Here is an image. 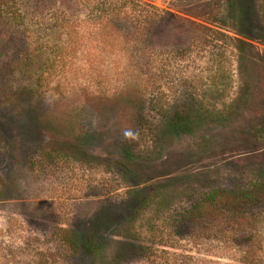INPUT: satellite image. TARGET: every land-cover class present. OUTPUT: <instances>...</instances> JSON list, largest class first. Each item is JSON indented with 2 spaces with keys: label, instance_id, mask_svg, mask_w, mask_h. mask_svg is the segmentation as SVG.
Here are the masks:
<instances>
[{
  "label": "rangeland",
  "instance_id": "374dc122",
  "mask_svg": "<svg viewBox=\"0 0 264 264\" xmlns=\"http://www.w3.org/2000/svg\"><path fill=\"white\" fill-rule=\"evenodd\" d=\"M143 1L0 0V264H264V0Z\"/></svg>",
  "mask_w": 264,
  "mask_h": 264
},
{
  "label": "trees",
  "instance_id": "16d2710c",
  "mask_svg": "<svg viewBox=\"0 0 264 264\" xmlns=\"http://www.w3.org/2000/svg\"><path fill=\"white\" fill-rule=\"evenodd\" d=\"M96 2L95 12L93 15L94 21L97 26L102 25L103 23H111L115 15H120L121 13H131L130 11L138 10L139 13H134L131 16L137 20L135 24L139 25H150L155 22V13L149 9L153 7V5L149 2L143 0H93ZM243 2L244 0H232V4L229 5L231 11V18L234 20V24L236 29L238 30L242 24V17L245 10H243ZM129 8V9H128ZM128 9V10H126ZM110 19V20H109ZM106 21V22H104ZM241 30V29H240ZM239 31L238 37L235 38L237 47L243 51L244 46L248 45L246 39L243 38L245 32ZM62 48V47H61ZM107 51V50H106ZM108 52H112L110 55H114V49L108 50ZM62 56V55H61ZM113 57V56H111ZM114 58V57H113ZM175 123V129L181 132H191L196 127V119H194L190 115H185L182 113L176 114L173 119ZM211 203L210 206H222L223 208H230L235 206H246L252 203L259 204L264 202V181L253 183L250 188H245L242 190H234V189H219L214 190L205 198V202ZM65 236H67V232H64ZM64 236L66 240L67 237ZM84 249L93 254L98 255L102 253L100 248H95L91 246V242L88 239L83 241Z\"/></svg>",
  "mask_w": 264,
  "mask_h": 264
}]
</instances>
